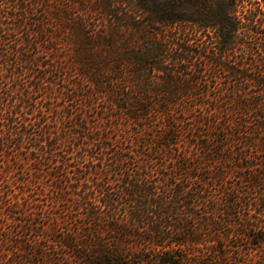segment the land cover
<instances>
[{
  "label": "trees",
  "instance_id": "1",
  "mask_svg": "<svg viewBox=\"0 0 264 264\" xmlns=\"http://www.w3.org/2000/svg\"><path fill=\"white\" fill-rule=\"evenodd\" d=\"M263 212L264 0H0V264H264Z\"/></svg>",
  "mask_w": 264,
  "mask_h": 264
},
{
  "label": "rangeland",
  "instance_id": "2",
  "mask_svg": "<svg viewBox=\"0 0 264 264\" xmlns=\"http://www.w3.org/2000/svg\"><path fill=\"white\" fill-rule=\"evenodd\" d=\"M21 167H22L21 165L15 164L14 169L20 171ZM235 176H237V174H235ZM44 182L49 183L48 180H45ZM236 182H237V179H234V177H231V179L226 180L225 186L229 190V189H231V186H233V184ZM5 187H6V185H5ZM15 187H17V185L15 184V182H12V189L10 188V190L15 189ZM51 192H52V190H49L48 192H46V194H47L46 198H45V196L41 197V200H42L41 205L42 206L40 207L41 209L37 212V214L39 213L38 216L31 217L29 215H26L22 220V231H23L22 234H24L26 236V238H28L30 240V242H34V240L37 236H40L42 234H49V231L46 230L47 225H49V226L55 225L57 220L50 216V213H51L50 212L51 211L50 206L51 207L53 206L55 213H57V215H58L57 219L61 220V216H63V214L60 215L61 203H59V201H55V203L54 202L52 203V200L50 199V193ZM215 194L218 195V192L216 191ZM35 198H38V196H35ZM239 208L241 210H243V212H246V211H244V209H246L247 207L244 206V204H241ZM263 215H264V212H263ZM64 218H65V216H64ZM63 228H65V225H62V227H56L55 229L58 231L57 234H59L61 236L66 234V230H64ZM11 231L14 232L12 235L17 233L15 226L13 227V229ZM19 232H20V230H19ZM41 243L46 246L45 250H52V248L56 249L54 244H51V242H49V240H42ZM28 248H30V247H28ZM29 256H30V253L23 255V257H21V256H18V257L26 259V258H29Z\"/></svg>",
  "mask_w": 264,
  "mask_h": 264
}]
</instances>
